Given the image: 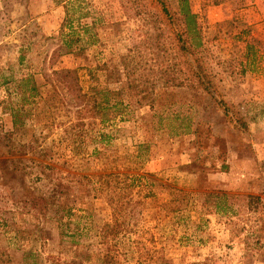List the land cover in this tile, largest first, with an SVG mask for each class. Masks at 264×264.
Masks as SVG:
<instances>
[{
    "label": "rangeland",
    "instance_id": "rangeland-1",
    "mask_svg": "<svg viewBox=\"0 0 264 264\" xmlns=\"http://www.w3.org/2000/svg\"><path fill=\"white\" fill-rule=\"evenodd\" d=\"M189 1L203 29L200 57L216 102L185 86L160 87L156 108L131 106L124 119L101 125L42 72L77 68L86 90L95 82L87 69L96 66L104 88L125 87L117 59L128 50L141 52L139 41L153 24L165 28L171 46L177 44V27L159 2L0 0V264H157L145 248L166 264H264V0ZM66 3L73 6L71 23L83 48L79 56L62 54L49 64ZM165 4L172 15L174 3ZM83 23L90 35L82 32ZM250 39L255 60L241 71L243 42ZM25 74H32L38 94L22 106L21 125L12 126L8 94L18 101L13 80ZM172 112L196 131L171 133L179 121L166 118ZM8 131L22 153H9ZM93 149L103 157L96 159ZM38 161L54 165L53 174L43 179ZM102 172L132 175L142 186H113L108 195L74 177L77 182L59 193L67 195L73 214L60 223L56 204L41 214L31 203L51 191V178ZM111 196L121 204L117 212ZM113 218L120 228L116 240H104L101 226Z\"/></svg>",
    "mask_w": 264,
    "mask_h": 264
},
{
    "label": "trees",
    "instance_id": "trees-1",
    "mask_svg": "<svg viewBox=\"0 0 264 264\" xmlns=\"http://www.w3.org/2000/svg\"><path fill=\"white\" fill-rule=\"evenodd\" d=\"M161 5V12L163 15L168 17L171 24H175L177 27V44L175 47L171 46L170 38L165 28L160 25H152V31H146L143 36L144 39L139 41V48L141 47V52L136 49L128 50L125 54H122L117 59V65L120 74L125 80V87H119L115 92L110 91L100 85L98 79L94 73V68H88L87 74L94 84H90L86 90L82 88L79 84V75L77 68H67L59 67L57 69L49 68V72H42L43 76L49 83H53L52 88L56 85H61L65 90L73 94L77 105L81 108L85 117L98 118L101 125L113 118H118L119 120L124 119L127 111L131 106H142L147 105L150 109L156 108L158 106L157 99L159 97L156 91L160 87H175V86H185L193 92L194 96L200 94L201 91L207 93V95L216 102L215 95L213 94L214 85L212 81V76L205 67L202 58L200 57L203 50V34L202 26L198 20V16L193 12L189 0H171L174 3V8L172 15L168 14L169 10L165 4L167 0H157ZM65 4V19L59 34L55 39L56 42L54 48L47 55V63L53 64L57 57L62 54L73 53L75 56L81 55V50L83 48L82 44H79V40L82 39L79 35V30L72 26L73 16L70 13V9L73 7L69 3V7ZM172 16V17H171ZM171 17V18H170ZM67 26L68 30L63 31V27ZM81 30L83 33H89L90 35V25L81 24ZM254 39L244 41L242 56L244 57V62H241V71H244L246 67H250L254 63L255 53H254ZM23 45H21V51L18 55V63L22 61V50ZM145 56V57H143ZM141 57V58H140ZM143 59V60H141ZM250 69V68H249ZM55 83V84H54ZM97 83V84H96ZM8 90V87L5 90ZM12 91L18 96V101L12 103L10 100V94H8V107L10 110L11 124L12 126H20V116L19 113L22 110V106L33 102L35 96L38 94L37 85L35 84L32 74H25L19 77L17 80H13ZM202 95V94H201ZM200 96V95H199ZM198 96V97H199ZM221 103V100H217ZM227 106L223 105V111H227ZM155 112V110H153ZM166 118H176L178 123L170 127L171 133L174 135L194 132L196 128L191 125L190 122L185 121L187 119L185 116H178L173 112ZM80 126L83 123L79 124ZM11 132L8 131L4 133L3 136L6 138L4 142L9 153L20 154V143L12 141L10 139ZM97 136L103 139L105 133L101 130L97 132ZM31 141V140H30ZM29 141V142H30ZM32 142V141H31ZM29 151L35 153L36 147L32 143L28 146ZM45 151L40 150V152ZM92 154L95 155L96 159H99L102 152L97 149H93ZM37 161V160H36ZM39 166L38 173L43 175V179L53 174L55 166L52 164H43V162H36ZM48 169L46 172V170ZM122 176V178H120ZM141 176V175H139ZM52 177V176H51ZM74 177L78 179L84 178L85 185L89 186V189L94 190V192H105L108 195L112 193L114 187L131 186L132 184L137 186H142V181L135 179L132 175L109 172V173H99L88 175H73L71 177H54L50 179V184L53 186L51 191L47 195H39L31 200V203L38 213L43 214L48 205H54L56 209V217L54 218L57 222H62L63 218L67 220L73 213L70 210L71 205L66 203L67 195L63 198H59V193L66 192L67 187L71 186L72 182H77ZM125 177V178H124ZM62 179L65 181L63 182ZM152 181V180H151ZM147 183L146 181L143 182ZM58 188V189H57ZM140 189V188H139ZM141 190V189H140ZM64 199V200H63ZM110 204L112 205L113 212H117L120 209V205L117 206L114 202L115 198L110 197ZM109 199V200H110ZM138 202V200L133 201ZM116 205V206H115ZM115 206V207H114ZM114 215V214H113ZM115 217V216H113ZM64 220V221H65ZM117 220L113 218L112 223L105 222L101 226L100 234L104 240L112 239L116 240L117 232L120 228H116ZM143 251V248H141ZM148 255L147 258L152 261H156L157 264H166L167 260L164 256H152L149 248L144 249ZM26 256L36 257V255H31L26 253ZM36 261V260H34Z\"/></svg>",
    "mask_w": 264,
    "mask_h": 264
}]
</instances>
